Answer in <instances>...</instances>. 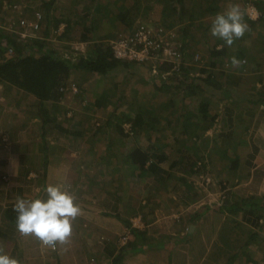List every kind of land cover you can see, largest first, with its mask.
Listing matches in <instances>:
<instances>
[{
    "label": "crops",
    "instance_id": "0c3cea01",
    "mask_svg": "<svg viewBox=\"0 0 264 264\" xmlns=\"http://www.w3.org/2000/svg\"><path fill=\"white\" fill-rule=\"evenodd\" d=\"M66 2L0 0V10L33 20L56 16ZM230 4L249 28L228 47L210 26ZM183 5L175 10L188 21L177 38L198 63L187 55L179 77L162 80L163 101L149 109L156 118L140 132L123 125L121 133L117 123L95 129L70 106L59 107L64 119L44 123L0 108V248L20 264H264V0H198L190 15ZM85 94L66 98L88 110ZM48 185L73 194L82 210L55 249L19 233L13 211L18 197L46 200Z\"/></svg>",
    "mask_w": 264,
    "mask_h": 264
},
{
    "label": "rangeland",
    "instance_id": "374dc122",
    "mask_svg": "<svg viewBox=\"0 0 264 264\" xmlns=\"http://www.w3.org/2000/svg\"><path fill=\"white\" fill-rule=\"evenodd\" d=\"M66 1H68V3L66 2L65 4L61 5L65 8L59 7V11H61L63 16L67 19L72 18V15H67L68 10L74 8L78 13L85 5L93 6L90 3V0ZM183 2V9L186 8L188 15L191 14V11H194V8L198 7V0H185ZM92 3L97 9H101V11L105 9V12L90 13V17L85 19L81 26H70L69 32L66 35L64 34V36L63 33L59 34L60 32H62L61 30L64 29V24L60 26L61 28L58 29V31L52 29L51 27V46L53 47V45H58L57 48L54 47L55 49H57L58 53L66 58L73 59V61L78 60V58L81 56L78 54L81 53L82 47L87 50L88 46L94 41L101 39L104 40L107 38L112 40L119 34V30H121L122 28H124L123 31H125L126 29H130L139 22L145 21L168 29L172 31V33L178 40L177 33L180 31H178L179 27H181L188 21L185 16L178 14V11L175 10V7H178L177 10H180L182 5L176 3L174 0H92ZM121 8H126V10L130 12V15L134 17V24L132 26H126L123 22L117 19L116 13H118L117 11H119V9ZM196 13L198 12L196 11ZM19 17L23 16L16 17L12 15L7 18L11 20L14 18L18 19ZM53 17L55 16L53 15ZM196 18L198 17L196 16ZM52 20L53 18L51 19V21ZM35 34L36 33H34L33 35ZM13 35L16 36L15 34ZM195 36L196 38H198V34H196ZM183 47L184 56L186 57L188 55V61H192V59H194V55H198V53L191 54L189 51V47H186V49L185 46ZM87 54L88 53L86 52L84 57H87ZM196 63L198 62L196 61ZM193 67L195 68L190 71V74L196 75L195 71L198 68L197 66ZM166 72L168 71L160 70L157 72H150L146 65H140L139 63H133L130 68L122 72L112 71L108 76H101L79 69L73 72L71 79L72 82L77 83L78 85H81L83 87L82 90H84V92L86 93L85 99L88 98V101H90L87 102L85 100L84 103L85 105H89L90 108L86 110L83 107L79 106V103H70V98H65L62 101L64 103L59 104L61 105L59 107H63L64 109H66L70 106L69 108H73L74 110L76 109V115L78 116L75 117H80L79 119L83 121V123L93 122V126L95 129H98L97 125H99L100 127L104 126L105 122L109 119L108 115L110 113L114 114L112 110L116 109L117 104L127 106L130 105L129 107L132 108V112L143 113L142 115L146 119L147 112H149V109L151 107V103L158 104V102H162L164 98L161 96L162 92L158 93L155 90L156 83L152 79L154 78L166 81L168 80V74H166ZM194 83L196 84L198 83V81L193 82V84ZM72 86L75 85L70 86V92H72ZM15 91L16 90L9 86L0 85V108L3 107L4 111H7L9 113V117H7L10 119L12 118L13 120H18L23 118L25 121L32 122V115L34 116L35 113H37V108L34 107L33 103L28 101L29 96L27 94ZM153 92L157 94L154 95ZM67 94L69 97V93ZM152 94L154 95V97L150 98L149 96ZM96 100L99 101L101 103L100 105L102 106L97 107L95 104ZM110 110L111 112H109ZM120 115L121 114H119V116ZM175 115L178 116V113H176ZM175 115L174 118L176 117ZM5 116L6 114L0 112V118H4ZM113 116L114 117L112 123L116 124V122L119 121L118 116L117 114ZM69 117H71V113H69L68 117L66 116V119ZM174 118H172L171 121L174 120ZM165 119L164 117L158 118V120L162 122ZM176 126L179 128L181 124L180 126L176 124ZM36 129H38L37 126ZM109 130L110 127L108 129L103 128V130L99 131H101L102 135L105 136L107 132L109 133ZM90 134L91 132L89 133V135ZM104 138L105 137H103V139ZM80 146H82V143L80 144ZM222 150H226V147H220V151ZM202 179L206 184H209L211 182V178L208 175L202 176Z\"/></svg>",
    "mask_w": 264,
    "mask_h": 264
},
{
    "label": "trees",
    "instance_id": "16d2710c",
    "mask_svg": "<svg viewBox=\"0 0 264 264\" xmlns=\"http://www.w3.org/2000/svg\"><path fill=\"white\" fill-rule=\"evenodd\" d=\"M90 1L93 6L85 5L78 13L74 8L68 10L67 15H72L71 19L64 17L61 11H58L55 17L50 14L44 16L40 13V28L36 32L34 38L21 39L17 35L14 36L11 32L0 33V85H6L18 92L27 94L29 96L28 101L33 103L34 107L37 108L36 116L40 120L42 118V121L45 116L48 117L47 120L49 121L51 117H56V114L59 113H61L64 119L65 113L62 111L60 112L59 104L67 97V93L70 92V78L72 72L81 69L101 76H108L112 71H125L133 64L126 60H118L113 56L108 45L109 38L91 43L88 46V54L85 61L82 58L76 61L66 58L59 54L57 49L51 46V27L56 30L59 28L61 22H65L67 24L64 31L66 35L69 32L70 26H81L83 21L90 17V13L105 12V9L102 11L99 8L97 9L92 3V0ZM174 1L183 5V1L185 0ZM49 4H51V2ZM117 12V19L126 26H132L134 24V17L130 15V12L127 11L126 8H121ZM52 18L53 20L51 21ZM44 20L47 22L46 26H44ZM123 30L124 28L118 32L121 33ZM179 43L183 44L180 41ZM183 46L184 45H182V47ZM8 48H12V55L7 56ZM152 80L156 83L155 90L157 92H161V90L165 88V83L162 80L154 78ZM172 85L178 86V84ZM76 88L78 92L83 89L81 85H77ZM95 104L96 106H102L97 100ZM129 106L117 104L116 109L112 110L114 114L110 113L111 115H108L109 119L105 122L104 126L112 123L113 115L117 114L119 121L116 123L121 133L124 131L123 125H128L130 132L132 130L140 132L141 129L145 128L147 120L156 118L155 113L150 114L147 112V117L145 119L142 115L143 113H134ZM109 112H111V110ZM119 114L121 115L119 116ZM44 122L45 120L43 123ZM97 128L99 129L100 126L97 125ZM133 153L138 158L137 164L139 166L144 165L147 157H142L140 151H134ZM200 175L204 176L206 174L201 173ZM209 184H211V182Z\"/></svg>",
    "mask_w": 264,
    "mask_h": 264
},
{
    "label": "clouds",
    "instance_id": "9594fccd",
    "mask_svg": "<svg viewBox=\"0 0 264 264\" xmlns=\"http://www.w3.org/2000/svg\"><path fill=\"white\" fill-rule=\"evenodd\" d=\"M244 12L238 4H230L223 13H218L210 26V34L231 47L242 39L248 31L244 22ZM233 66L241 61L230 58ZM47 199L25 200L18 197L13 211L16 215V229L25 236H34L43 245L55 249L57 244H65L72 235V225L81 215V207L75 203L76 197L62 189L60 185H48ZM0 264H20L0 248Z\"/></svg>",
    "mask_w": 264,
    "mask_h": 264
},
{
    "label": "built area",
    "instance_id": "2783aa9c",
    "mask_svg": "<svg viewBox=\"0 0 264 264\" xmlns=\"http://www.w3.org/2000/svg\"><path fill=\"white\" fill-rule=\"evenodd\" d=\"M18 10L17 5L10 7L11 12H17ZM5 11L0 10V33L11 32L21 39L35 37L33 34L40 28L41 15L39 13L35 14L33 20L24 17L10 20L7 18ZM108 42L116 59L146 65L150 72L164 70L162 67L168 64L169 70L166 72L168 77H179L182 66L186 62L184 47L172 31L149 22H139L134 27L122 31ZM86 52L87 50L82 47L81 53L78 54L81 55L79 58L85 61L87 59L84 57ZM12 54V48H8L7 55ZM193 60L194 62L198 61L197 54L194 55ZM71 89L73 92L77 91L75 86H72Z\"/></svg>",
    "mask_w": 264,
    "mask_h": 264
}]
</instances>
